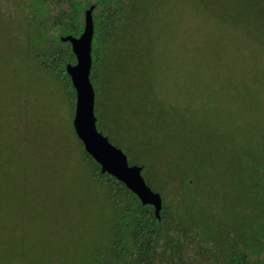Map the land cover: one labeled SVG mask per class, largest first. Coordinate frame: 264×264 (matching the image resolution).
Returning a JSON list of instances; mask_svg holds the SVG:
<instances>
[{"label": "rangeland", "instance_id": "374dc122", "mask_svg": "<svg viewBox=\"0 0 264 264\" xmlns=\"http://www.w3.org/2000/svg\"><path fill=\"white\" fill-rule=\"evenodd\" d=\"M226 1L235 4L238 24L212 29L210 20L224 11ZM170 4L162 26L154 24V18L148 20L149 28H158L136 49V53L143 49L142 55L124 56L115 36L94 42L90 81L97 129L123 151L129 165H139L140 158L150 163L154 170L148 169L147 175L142 171V176L164 203L173 205L175 188L170 182H157L155 174L174 171L175 153H169L171 164L166 167L164 149L143 145L138 139L141 131L121 130L127 102L139 81H146L138 89L160 92L182 118L185 111L207 115L208 130L222 139L212 138L217 144L228 146V141L239 149L245 144L264 156V0H172ZM9 12L8 20L13 14ZM17 15L19 26L25 20ZM8 32L0 24V156L4 175L21 186V195L12 196L10 202L12 212L19 210L13 218L33 245L31 254L37 255L39 249L41 257L58 246L67 250L75 246L69 259L78 253L89 256L96 238L106 232L105 187L83 167L72 127L74 103L64 84L40 70L22 39L15 45L16 57ZM57 74L66 83L65 70ZM110 125L120 131L112 134ZM130 139L136 156L123 145ZM184 170L192 169L186 164Z\"/></svg>", "mask_w": 264, "mask_h": 264}, {"label": "trees", "instance_id": "16d2710c", "mask_svg": "<svg viewBox=\"0 0 264 264\" xmlns=\"http://www.w3.org/2000/svg\"><path fill=\"white\" fill-rule=\"evenodd\" d=\"M170 1L0 0V24L9 30L7 40L13 54L17 57L15 45L24 40L27 53L32 51L40 70L52 73L48 77L62 82L74 103L69 77L64 74L66 83H63L57 74L64 73L65 64L75 63L69 43L61 42L60 37L80 35L84 11L94 5L92 46L96 41L104 42L115 36L122 54L127 56L143 47L151 31L150 38L154 35L153 30L158 27L149 28L148 20L154 18V24H164ZM234 5L226 1L224 11L214 13L210 20L212 29L238 24ZM6 6L13 12L10 20L6 14L10 9L6 11ZM17 13L25 20L19 26ZM143 51L136 55H142ZM144 83L139 81L138 87ZM138 87L127 102L121 130L141 131L138 139L143 145L156 144L157 149H164L166 167L171 164L169 153H175L174 171L162 176H157L156 171L155 177L163 185L172 183L176 204L163 202L161 218L156 220L151 206H142L122 183L100 173L99 166L77 139L86 164L83 167L90 169L105 187L106 232L96 238L89 256L78 253L69 259L67 256L77 247L67 250L58 246L51 254L40 257L39 249L37 255L28 252L33 245L27 242L19 221L13 218L12 214L17 216L19 210L12 212L10 202L12 196L21 195V186L18 180L13 185L4 175L6 166L0 156V264H264V156L254 154L245 144L243 149L228 141V146L217 144L212 138L222 139L208 130L207 115L185 111L184 119L175 107L167 106L160 92ZM110 127L112 134L120 131L118 127ZM129 141L124 140L123 145L136 156V146ZM143 159H139V165L147 175L148 169L154 168ZM186 164L192 170L185 171Z\"/></svg>", "mask_w": 264, "mask_h": 264}, {"label": "water", "instance_id": "95a60500", "mask_svg": "<svg viewBox=\"0 0 264 264\" xmlns=\"http://www.w3.org/2000/svg\"><path fill=\"white\" fill-rule=\"evenodd\" d=\"M94 5L83 13V28L79 36H61L60 41L68 42L75 63L65 65L75 93L72 127L84 151L99 166L101 174H107L122 183L137 197L142 206H151L156 220L161 218L162 197L153 191L142 176L143 166L129 165L123 151L110 143L96 126L94 112L95 92L90 81L92 68V40L94 34Z\"/></svg>", "mask_w": 264, "mask_h": 264}, {"label": "flooded vegetation", "instance_id": "af4514ba", "mask_svg": "<svg viewBox=\"0 0 264 264\" xmlns=\"http://www.w3.org/2000/svg\"><path fill=\"white\" fill-rule=\"evenodd\" d=\"M93 22H94V20H93Z\"/></svg>", "mask_w": 264, "mask_h": 264}]
</instances>
